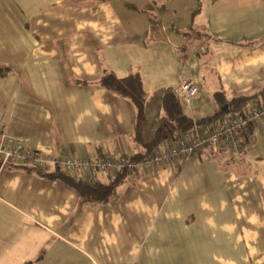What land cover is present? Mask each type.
<instances>
[{
  "label": "crops",
  "instance_id": "crops-1",
  "mask_svg": "<svg viewBox=\"0 0 264 264\" xmlns=\"http://www.w3.org/2000/svg\"><path fill=\"white\" fill-rule=\"evenodd\" d=\"M104 71L140 74L144 141L163 133L162 93L182 80L200 84L192 117L216 109L215 91L260 104L264 0H0V136L40 151L47 171L66 152L142 150L134 105ZM203 86L208 108L194 102ZM247 132L238 155L135 172L103 204L0 159V264H264V119Z\"/></svg>",
  "mask_w": 264,
  "mask_h": 264
},
{
  "label": "built area",
  "instance_id": "built-area-1",
  "mask_svg": "<svg viewBox=\"0 0 264 264\" xmlns=\"http://www.w3.org/2000/svg\"><path fill=\"white\" fill-rule=\"evenodd\" d=\"M197 79L182 80L174 89L184 103L199 92ZM264 119V99L259 106L250 103L243 112L231 113L222 125L213 128H201L194 126L190 131V138L175 137L161 141L151 154L141 160H134L132 155L103 154L98 157L75 155L66 152L54 160L56 166H60L64 172L84 179L95 178L97 173L114 176L120 170L133 172H151L157 167L176 160H188L197 152H204L210 159L218 152L228 155H238L241 139L248 127H254ZM0 159L2 163L14 162L16 159L28 160L39 170L46 171L48 159L33 149L26 142L13 140L5 135L0 136ZM71 172V173H70Z\"/></svg>",
  "mask_w": 264,
  "mask_h": 264
},
{
  "label": "trees",
  "instance_id": "trees-1",
  "mask_svg": "<svg viewBox=\"0 0 264 264\" xmlns=\"http://www.w3.org/2000/svg\"><path fill=\"white\" fill-rule=\"evenodd\" d=\"M98 82L111 92L129 99L134 105L136 113V128L134 135L139 139V143L142 147L140 152L132 155L134 160H141L147 157L163 140L169 139L176 134L182 135L190 133L194 126L213 128L222 125L231 113L243 112L251 103L252 99L258 95H238L227 99L223 91H215L214 97L217 104L216 109L204 116L192 117L184 109V101L174 93L173 89L168 87L163 91L161 96V108L166 118L165 129L163 133L156 134L151 140L144 141L140 137V128L146 118V91L140 74L138 72H129L124 76H118L111 71H104L99 77ZM262 90H264V87ZM255 105L259 106V104ZM251 129L252 127L250 126L244 131L239 153L250 133L247 131H251ZM214 156L215 155L212 157ZM24 167L31 171H35L44 177L58 178L64 181L77 192L78 197L83 202L91 204H103L110 199L116 198L117 189L120 184L124 182L130 174L135 173L123 169L118 171L107 181H103L97 178L88 180L83 177H76L64 172L60 166H56L50 171H41L33 163L25 165Z\"/></svg>",
  "mask_w": 264,
  "mask_h": 264
},
{
  "label": "rangeland",
  "instance_id": "rangeland-1",
  "mask_svg": "<svg viewBox=\"0 0 264 264\" xmlns=\"http://www.w3.org/2000/svg\"><path fill=\"white\" fill-rule=\"evenodd\" d=\"M198 62V64L200 65V63L202 62V60H203V58H199V59H196ZM187 65H188V63L187 62H185L182 66H181V68H187ZM199 69H201V71H200V73H201V75H202V77H204L203 79H204V81L203 82H207L208 83V80H207V77H205V74H204V70L205 69H203L202 67L201 68H199ZM190 79H192V78H190ZM194 79V78H193ZM199 82V81H198ZM204 84V83H203ZM200 85V84H199ZM201 93H200V95H199V97L197 98V99H195V101L194 102H198V101H200L204 106H206L207 108H208V106L210 105V99H211V103L213 104V102L214 101H212V98L210 97V94L208 93V89H207V87L206 86H203L202 87V89H201V91H200ZM214 105V104H213ZM189 106H188V104H184V109L187 111V112H191L190 111V108H188ZM209 111H212V110H209ZM164 131V130H163ZM71 173V172H70Z\"/></svg>",
  "mask_w": 264,
  "mask_h": 264
}]
</instances>
